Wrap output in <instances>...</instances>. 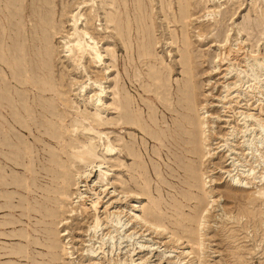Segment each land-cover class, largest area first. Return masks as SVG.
Instances as JSON below:
<instances>
[{"label": "rangeland", "instance_id": "obj_1", "mask_svg": "<svg viewBox=\"0 0 264 264\" xmlns=\"http://www.w3.org/2000/svg\"><path fill=\"white\" fill-rule=\"evenodd\" d=\"M207 1L0 0V94L9 92L15 106L23 103L19 96H24L26 104L35 108L32 117L39 125L32 139L11 127L37 156L33 161L37 178L33 183L24 178L26 193L0 187V264H264V177L245 189L244 182H236L251 167L256 175L264 173V161L259 159L264 154V136L260 137L264 108L262 113L256 108L264 106V67L256 64L264 59V0H221L218 5ZM82 30L99 42L105 65L99 66L88 54L78 62L65 55V41L83 42ZM229 43L243 44L245 52L259 56L248 54L247 61L231 63V75L242 71V78L221 99L226 92L217 68L226 62L222 52ZM22 52L32 83L25 86L31 88L19 85L6 64L7 59H20ZM14 68L18 71L17 65ZM99 76L107 93L102 125L97 126L92 122L96 109L90 104L94 91L87 86L86 95L78 96L84 94L81 85ZM36 85L49 90L41 92ZM179 95L185 107L178 112L185 120L177 135L180 140L174 142L179 118L163 112L154 99L175 108ZM0 101L2 126L6 104L1 97ZM44 105L55 115L45 113ZM242 111L261 120L247 121L240 132ZM202 112L210 121L205 129L210 136L200 126ZM230 126L235 128L232 135ZM58 132L66 136L62 143L49 141L48 134ZM151 136L160 138V146ZM190 138L191 143L179 142ZM225 138L231 139L227 142L234 153L230 154ZM218 143L224 146L208 158L206 151ZM107 146L113 155L106 156ZM84 148L105 165L102 183H108L109 191L132 186L141 193L132 199L137 204L134 212L159 223L168 230L165 234L149 235L142 229L128 239L130 230L113 231L108 241L107 235L101 241V232L88 234L91 218H84L79 208L75 215L68 211L77 207L72 200L79 190L71 185L68 196H62L63 185L56 176L80 166ZM130 151L134 154L127 155ZM5 153L15 154L0 149V157ZM56 160L60 166L53 164ZM0 161V176H22ZM133 175L138 176V186L131 183ZM98 178L96 170L93 180ZM212 198L217 199L215 207ZM9 200L12 207L23 206L7 209L4 204ZM202 218L206 223L200 227ZM172 235L181 242H176L180 247L176 250H171ZM200 241L202 249L197 245ZM139 245L146 250L138 252ZM132 247H138L132 255L137 263L130 260ZM189 259L192 263H186Z\"/></svg>", "mask_w": 264, "mask_h": 264}, {"label": "bare ground", "instance_id": "obj_2", "mask_svg": "<svg viewBox=\"0 0 264 264\" xmlns=\"http://www.w3.org/2000/svg\"><path fill=\"white\" fill-rule=\"evenodd\" d=\"M208 1L210 3V0H208ZM220 1L221 0H212V2L214 4H217ZM216 12H218V11L216 10ZM210 13H214V12L211 11ZM80 15H82V14H80ZM191 19H193V18H191ZM196 21H198V20H196ZM79 22H80V20H79ZM81 33H82L83 42L78 41V42L75 43V45H70L68 41H65V50L63 49L65 51L64 52L65 55L66 56H72V58L75 60V62L76 61L78 62V61L81 60V58H84V56L86 54H88L89 56H91L92 60L95 63L99 64V66H102V64H104V59L106 57L103 58L104 56L102 55L103 52L100 50L101 47H99V45H100L99 42L97 40H95V38L92 36V34L89 33L88 31L82 30ZM50 36H51V33H50ZM71 37L69 36V38H71ZM242 45L240 43H237L234 46H232V44L229 43V45L227 46L225 51L222 52V53H224V59H225L226 62L222 63L221 61L218 60L219 62L222 63V65H224L225 63H229L228 66H226V67H223L219 63L220 65L218 64V68H217L218 69V73H219V79L222 80V83L221 82L220 83H221V85L223 84L222 87L225 89V92H226V95H224L221 99H223V98L225 99L228 95H230L232 93V91L230 89L232 87H235L237 82L240 81L241 78H242V77L240 78V76H239V74H241L242 71L239 72L238 74L235 73L234 74L235 76L233 74H232L233 76L231 75V73H233V70H234L233 67H231L233 62H237V64H240V63L245 62V61L248 60V54H249L250 58L252 56H254L253 53L250 52V51H248L249 53H247V51L245 52V46H242ZM20 55H21V58L20 59L18 58L17 61H15V60L12 61V60H9V59H7V60L5 59L6 62H7L6 64L12 70L13 78H15L19 82V85H22L24 87H30V86H32V83L29 81V78H27V74H29L30 67H28V69L26 67L27 63H26V61L24 59V53L22 52ZM221 56L223 57L222 54H221ZM256 56H259V54L255 55L254 57L256 58ZM220 60H221V58H220ZM256 61H257L256 62L257 66L262 65L264 67V65H263L264 59L262 61L261 60H256ZM71 62H72V59H71ZM15 65H17L18 71L15 70V68H14ZM85 70H86V68H85ZM104 70H108V67L104 68ZM243 73H244V70H243ZM190 74L192 76L193 72L190 73ZM99 75H101V74H99ZM18 76H20V78ZM88 76H90V75H88ZM92 77H93V75H92ZM234 77L237 78V79L236 80L235 79L232 80V78H234ZM99 78H100V76H99ZM102 79H105V78H102ZM229 79H231V80L228 81ZM101 81L102 80L100 78L99 80L92 81V83L89 82L87 85H86L85 82H83V83H85V85L84 86L81 85V88H82L81 92L82 93L86 92V90L88 88L87 86H89V89L91 91H94V94L90 97L91 98L90 104L96 109V115L94 116V118H92V122L95 125H97V126L102 125V117L100 116V113L104 112L103 105L105 104L104 99L106 97L105 94L107 93L105 91V87L103 86V88H102V82ZM92 84H95L97 86L94 87V88H91ZM25 85H30V86H25ZM35 87H36L37 90H40L41 92L42 91L46 92L47 90H49L48 88H46L44 86L38 87L36 85ZM48 87H50V90H52L51 88H54L52 86V84L51 85L49 84ZM97 87H99L98 88V93H96ZM263 87H264V84H263ZM178 92L181 93L180 95H183L184 90H181L179 88ZM0 95H1L0 96L1 99L4 100V102L6 104V107H5L6 116H5V119L3 120V123H2L3 125L2 126L0 125V149L3 150V151L4 150H7V151L14 150V152H15L13 157H8L7 154L5 153V154L2 155V157H0V159L4 160V162L6 164H8V166L11 167L13 170H18L20 173H22V176L20 178H8L7 176H0V187L5 188V189L12 188V189H16L18 191H21L23 193H26L28 191L27 190L28 186H27V183L25 182L24 178L28 177L29 181L31 183H33L36 180V178H37L36 175H35L36 173L34 172V169H33V161H36V157L37 156H35L34 152H32L31 149L27 148L26 142L21 140L19 135L17 133L13 132L12 128L13 127L16 128L19 132H21L27 138H31V137L33 138L34 137L33 136V132L38 131V126H39L37 124V120H35V118L32 117V113L35 112V108L33 106H29V105L26 104L24 96H19L20 99L23 100V103L20 106H15L13 98L10 96L9 92L6 93V94H0ZM84 95H86V93L79 94L78 97L83 98ZM180 95L176 99V107L175 108H171L167 103H165L162 99H160L158 97H156V98H158L157 100L154 99L155 103L158 106H160V108L162 109L163 112H166V113H169V114L176 113L177 117L179 118V120H177V122L175 124V131L177 133L173 134L174 142H178L176 140H180L179 137H177V135H178V132H180V127L183 125V120H185L184 116L178 112L179 108L183 107V101H182L183 97H180ZM233 99H231L229 101H226L225 104L232 102ZM84 101H85V99H84ZM234 101L238 103L237 100L234 99ZM0 102H2V101H0ZM88 103H89V100H88ZM210 105H211V102H210ZM184 107H185V105H184ZM44 108H45V111H44L45 113L50 114V115H55V113H56L55 111H52V112L48 111V109L46 108L45 105H44ZM256 108L259 110L258 113H262L264 106H258ZM118 109H119L121 114H123L124 111H125V109L122 108V107H120ZM199 115H200V120H201L200 121V126H202L203 134H205V132H206L207 133L206 135L210 136L211 134L209 135L207 130L205 131V129H207L206 125H208L209 122H210V121L208 122V116H206L203 112H202V114H199ZM238 115L239 116L243 115V117L237 123V125L240 126L239 127V131L240 132H242V128L244 127L243 125L246 124L247 121H251L253 123V121L254 122H259L261 120L258 115H255L254 113H250V112L247 113L246 111L239 112ZM237 118H238V116L236 117V119ZM241 121H243V122L239 123ZM127 122L128 121L123 120L122 124H127ZM153 123H155V122H153ZM211 125H213V124H211ZM230 127L232 128V130L229 133V135H232L234 133L235 128H234V126H230ZM139 128L142 131H144L141 127H139ZM244 128H246V126ZM261 129H263V128H261ZM211 132L214 134V136H217V133L215 132V130H214V132H213V130ZM260 134H261L260 137L264 136V135H262V133H260ZM206 135L204 137H206ZM65 137H66L65 135H63L62 133H59V132L56 133V134H53V135L48 134V136H47L49 141H54V142H57V143H60V144L62 143V141H63V139ZM151 138L154 139V140H152V142H154V143H157L159 141V139H160V138L154 137V136H151ZM208 138L210 139V137H208ZM229 140H231V139L230 138H225L224 139V143L229 148V150L231 151L230 154H232V153H234V151H233L232 144L230 142H227ZM192 141H193L192 138H190L189 140L188 139L187 140L183 139V140H181L179 142H180V144H181V142L182 143L184 142V143L188 144V143H191ZM207 141H209V140L207 139ZM159 143H160V141H159ZM159 143H157V144L159 145ZM224 143H222V144L218 143L219 145L214 147V148H211V147L209 149L207 148L208 149L206 151L207 157L210 158V157L214 156L215 154H217V150L219 148H221L222 146H224ZM67 145L69 147H73V148L75 147L74 145L71 146L68 143H67ZM105 149H106L105 150L106 151V156L113 155V153H112L113 149L111 147L107 146ZM190 151L192 153H194L193 149H191ZM132 153L133 152L130 151L129 153H127V155H130ZM204 154H203V156H204ZM78 159L81 162V165L75 167V170L73 172H69L68 169H63L62 172L58 173V175H56V176L58 178H60V182L63 185L62 190L60 191L62 196H64V197L68 196L67 195L68 187L71 186V185H74L76 187V189L79 190L77 193H74L75 197H74V200H72V201H74L73 202L74 204L76 203L77 207L76 208H72L71 210H68V211H71L70 213L74 212V215H75L78 212V208H79V212H80L81 215H83L84 218H91V221H90V223L88 225V228H87L89 235L92 234V237H93V236L97 235L99 232H101L100 234L103 235V238H101V241H102V239H104V237L106 235L108 236V238H107V241H108L109 237L113 238V236H110L111 232H113V231L119 232V231L123 230L124 232H126V231L130 230V233L128 235H125V237H127L128 239L131 238L132 235H134L135 233H137L139 230H142V229H143V232L146 231V232H148L147 234H149V235L153 234V233L156 234V235H163V234H165V232L168 231V230L166 231V229L163 226H161L159 223L151 222L146 217L138 215V214H136L134 212V210L137 207V204H136L135 201H132V199H138L137 196H139L141 193H137L136 191L132 190V186L131 187L128 186V187L121 188L120 191H116V189H113L112 192L109 191V188H111V187H107L108 183H105V184L102 183L103 182V175L105 173H104V171L103 172L101 171V168L104 169L105 165L103 166L102 162H98L95 159H92V156H90V151L88 150V148H84L83 151H81V155L79 156ZM259 159L264 161V154H260L259 155ZM259 159H258V161H259ZM53 164L55 166H58V165L60 166L61 165L60 162L57 161V160ZM133 165H134V167L137 168V163L136 162H134ZM254 168L255 167H251L248 170V173L246 175H243L242 178L239 177L236 180V182H238L240 184H242L244 182L243 185H241V188H244V189L248 188V187L252 186L253 184H256V179L261 181L262 177H264V173H262V175H256V172H254ZM0 169H3V166H0ZM5 170H6V167H4V171ZM96 170L99 171V178H98V180L95 181V180H93V177H94V174H95ZM251 171H253V172L250 173ZM230 174H231V172H229V175ZM234 177L235 176H233V178ZM137 178H138V176H135V175H133L131 177V183H133L135 186H138ZM233 180L234 179H232V181ZM261 193L264 194V191L261 192ZM143 194H145V193L143 192ZM10 198H14V196H11ZM216 200L217 199H215V198L213 199L212 198V200H210V202H211L210 204L213 203V206H214V203H215ZM128 202L131 204L130 206L125 205ZM12 206L13 205H11V201L10 200L6 201V203L4 204L5 208H7V209L11 208L13 210L15 208H17V207H22L23 205L21 204V206H16V207H12ZM213 206H211L210 208H212ZM213 208H212V210H213ZM208 210L209 209H207V211ZM209 212H210V210H209ZM14 213H15V211H14ZM208 214L210 215V213H208V212L205 215H208ZM70 215H72V214H70ZM123 216L125 217V219L123 220V222H121V219L123 218ZM203 218L201 219L203 224L200 223V224H202V225L199 224L200 227L203 226L206 223V222L204 223ZM204 220L206 221V219H204ZM17 223H18V221H17ZM203 228L204 227H202L201 229H203ZM111 229H113V230H111ZM104 230H107L106 233H104ZM143 232H142V234H143ZM169 236L171 238V234ZM23 238H25L26 241H27L26 235H23ZM178 241H179V238L175 237V239H174V236H173L172 243H175V245L171 246V250H176V249L180 248L178 245L181 242L179 243ZM176 242H178L179 244L177 245ZM104 244L105 243L102 242L101 246L99 248H101L102 245H104ZM203 244H204L203 241L201 243L197 244L198 247H201L199 249L203 248V246H202ZM137 248L138 247H132V253L129 255L131 263H135L136 262L135 260H133L134 258H132V255H133V253L135 252V250ZM139 248L140 249H137L138 252H142V251L146 250V248L144 249V245H141ZM141 248H143V249H141ZM93 252L95 253V251H93ZM94 253H90V254H94ZM182 253H184V251ZM189 253H191V252H189ZM92 256H95V254L92 255ZM169 256L171 257V255H168L167 257H169ZM117 261L121 262V259L119 258ZM123 261H127V260L124 259ZM140 261H141V259H140ZM140 261H138V262H140ZM191 261L192 260L189 259V260H187L186 263H188V262L190 263ZM137 264H142V263H137ZM143 264H145V263H143Z\"/></svg>", "mask_w": 264, "mask_h": 264}]
</instances>
